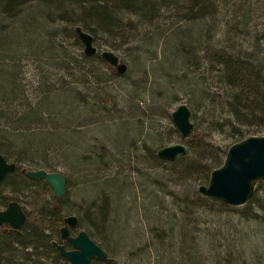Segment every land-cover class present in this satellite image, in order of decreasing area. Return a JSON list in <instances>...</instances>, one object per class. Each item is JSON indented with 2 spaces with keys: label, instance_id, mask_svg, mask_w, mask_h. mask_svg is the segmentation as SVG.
<instances>
[{
  "label": "trees",
  "instance_id": "1",
  "mask_svg": "<svg viewBox=\"0 0 264 264\" xmlns=\"http://www.w3.org/2000/svg\"><path fill=\"white\" fill-rule=\"evenodd\" d=\"M252 6L259 22H253L252 28L248 30ZM212 8L216 10L213 11ZM32 11H36L42 23L50 27L48 31L41 33L44 46L26 38V35L35 36L32 28L34 19L30 17ZM219 13L230 16L232 24L228 26L225 23L227 28L214 30L210 21ZM159 19L167 22H159ZM155 21L157 24L154 28ZM138 25L141 28L137 30ZM36 26L37 29L42 28L39 23ZM17 27L20 32L15 29ZM75 27L88 33L92 37V45L96 44L98 49L123 51V48L131 55L130 60L126 57L131 62L130 65L127 63L129 69L122 74L116 73L113 67L101 59L100 51L97 50L92 55H85L80 51L82 45L74 33ZM144 28L149 30L138 35V31ZM192 29L196 30V35L191 34ZM167 30L170 37L168 41H164L163 34ZM156 40L164 41L165 51L175 61L164 69L155 71L156 74L151 68L136 69L138 52L142 50L146 54L147 48L154 46ZM20 49H25V52ZM49 49L56 50V55L50 54ZM115 55L125 63V59ZM29 66L33 68V74H28ZM54 68L62 69L63 75L69 77H73L71 71L75 70L80 79L72 80L73 85H65L67 81L63 79V75L54 76L59 87L55 86L47 81ZM42 71L44 72L41 74ZM22 72H25L24 77ZM81 72H86L89 80L84 79ZM128 76H137V79H131L136 83L127 82ZM190 79L192 81L188 82ZM109 81L111 82L106 83ZM120 81L126 82L130 89L127 91L130 96L126 94L122 101L125 107L134 109V105H137L134 102H139V99L133 101L134 95L139 91H147L151 101L165 100L163 103L166 102V105L183 100L195 120L189 134L181 137L171 125L165 105L162 108L156 107L158 113L166 116L170 123L165 136L173 134L185 145V152L173 160L160 159L155 154L156 148L164 141L161 132L152 134L147 144L140 139H136L138 146L135 145V139L125 144V150L131 153L137 150L143 152L141 157L138 154L141 160L128 161L143 163L148 160L151 163L149 166L160 165L162 170L169 168L166 166L168 163L179 178H188L196 185L191 189L190 195L170 192L172 207H169L172 210H164L161 215L165 225L150 222L145 227L147 242L133 249L130 257L137 258V255L140 257L147 252L154 256V262L148 259L147 264H203L198 258L201 256L196 252L195 239L189 230L183 235H180L181 231L178 232L180 238L177 248L171 244L176 215L184 223H192V228L196 230H199L197 223L211 221L205 214L213 215V211L226 214L232 212L241 221L246 223L253 220L257 226L264 228V197L253 199L249 196L244 204L229 206L202 195L196 189L198 184L206 183L209 171L222 162L228 145L212 142V131L225 133L232 141L248 134L264 132V0H0V153L7 161L14 163V169L0 183V206H5L10 200L19 201L15 194L18 187L14 184L19 185L20 189H31L32 186L48 189L49 186L43 179H30L21 169H35L31 165L39 164L46 166L48 171L54 170V166L46 162L51 158L62 160L70 169L90 164L91 169L96 171L107 168V160L110 165H118L120 160L107 154L103 144L104 141H110V146L121 155V146L116 147L117 133L113 132L112 137H108L109 133L100 120L102 117L96 118L92 114L100 115L112 107L115 111L118 109L116 96L104 89L109 85L119 84ZM93 82L95 84L91 85ZM34 83L36 86L32 87ZM160 83L163 91L168 93L167 96L161 90L156 91ZM61 85L67 86L65 91L70 100L81 106V109L73 112L67 108L66 119L69 124L64 130H60V123L57 122V119H65L58 104L59 98L66 96ZM118 88L114 89L119 90ZM53 95L55 100L51 99ZM147 111L151 115L152 112L156 113L149 106H145V109L141 107V111L136 113L145 124L148 116L143 112ZM120 119L117 124L122 126L125 119ZM141 124L140 120L137 127H141ZM199 124L202 130L198 129ZM102 132L106 134L101 136L104 141L99 136L98 140L91 139V134ZM136 171L142 172L141 169ZM114 178L100 181L90 173L84 179L87 182L92 180L95 188L97 185L104 188L115 184L117 181ZM155 185L157 186L156 183ZM256 186L264 189V180L257 182ZM3 188L12 193H3ZM94 194L86 201L75 203L76 227H82L107 250L104 244L111 247L114 243L107 235L109 197L98 188ZM65 198V192L59 198H54L50 192L48 202L38 203L34 219L25 218L18 228L0 226V264H69L50 242L53 238L58 239L57 225L63 216L62 202ZM152 200L154 201L153 198ZM254 205L257 210L253 209ZM194 212L198 215L193 216ZM200 214H204L203 218L199 217ZM41 221L45 224L40 225ZM232 221L234 220L229 224ZM222 225L227 229L231 228L226 223ZM207 231L209 230L205 228L198 231L202 234L198 235L203 243L215 237V230ZM238 233L241 240L247 236L245 233ZM184 235H188L187 240H194L187 246V251L182 249L185 245ZM164 240L169 241L167 246H163ZM216 242L214 238L213 246ZM213 246L208 242L205 248L210 251ZM226 246L227 244L225 248ZM208 255L204 254L205 257ZM208 259L211 264H248L245 259L231 256L227 249L219 254L213 252ZM261 261L257 257L253 264ZM91 262L112 264L111 260L106 262L93 259Z\"/></svg>",
  "mask_w": 264,
  "mask_h": 264
},
{
  "label": "rangeland",
  "instance_id": "2",
  "mask_svg": "<svg viewBox=\"0 0 264 264\" xmlns=\"http://www.w3.org/2000/svg\"><path fill=\"white\" fill-rule=\"evenodd\" d=\"M251 8H252V14L250 17L251 21H249V25L247 24L248 30L252 26L253 22L255 21L259 22L256 17L257 14L254 12V6H252ZM212 10L214 11L216 10V8H212ZM30 17L34 19L33 23L35 24L32 26V28L35 33V36L26 35L27 36L26 38H29V40L37 41V43H41V46L42 45L44 46L45 45L43 42L44 37L41 36V33L43 34L44 32L48 31L50 27L47 24L44 25L42 23L40 16L36 11L30 12ZM164 19H159L160 20L159 22H162V21L167 22L165 21L166 19L165 20ZM210 22L214 30L215 29L222 30L224 27L227 28V25L231 26L232 24L230 16L226 17L223 15H220V13L215 14L212 18V21ZM38 23L42 27L41 29H37L36 25ZM205 23H208V21H205ZM225 23L227 24L226 26H225ZM156 24H157V21H155L153 25L154 28L156 27ZM15 26L16 25H14V27ZM138 28L140 29L141 26L138 25L137 30ZM15 29L17 30L18 27ZM145 30L146 28H144V30L138 31V35L143 34ZM148 30L149 29H147L146 31ZM256 30H259V29H256ZM18 31L19 30H17V32ZM190 32L192 35H196L195 29H192ZM201 32L203 33L202 30ZM169 37H170V33H169V30H167L163 34L164 41L165 39L168 41ZM158 41L156 40V42H154L155 43L154 46H149L147 48L146 54L142 50L138 52V60L136 62L137 63L136 69L141 70V68L143 69L151 68L152 72L156 74L157 72L155 71L160 70V69L162 70L164 69V67H166L167 65H171L175 61L174 58L169 55V52L165 51L166 46H164V41L163 40H160V42ZM93 47L97 51L103 50L102 48L98 49L96 44L94 45V43H93ZM82 49L83 47L80 48V51H82ZM106 50H109L117 54L119 57H121L122 60L125 59V63L120 61V59H119V62L124 63L126 65L125 71L129 69V67H127V63L131 64V62L129 61L131 55L128 52H125L123 48H122L123 51L121 50L114 51L108 48ZM20 51L25 52V49H20ZM49 53L56 55V50L49 49ZM56 57L57 56H55V58ZM126 57L129 60H127ZM28 70H29L28 74L32 73L31 71L33 70V68L29 66ZM61 70L62 69H58V68L52 69V74L50 73L48 75L47 81L59 87V85L57 84V81L54 80V76L56 77L59 75L60 76L63 75ZM43 72L44 71L40 73L42 74ZM71 73L73 77L63 75V79L67 81L65 85H68V83L69 85L70 84L73 85L71 83L72 80L79 81L80 79V77L78 76L79 74H77L75 70H72ZM80 74H82L84 79L89 80L86 72H81ZM105 74L107 75V73ZM22 75L24 77L25 72H22ZM102 77L105 78L104 76ZM135 77L133 76V78ZM133 78H130L128 76L127 82L136 83L135 81L131 80ZM191 81L192 80L190 79L188 82H191ZM110 82L111 81L106 82V83H110ZM92 84L94 85L95 83L93 82L91 83V85ZM32 85H33L32 87L36 86L35 83ZM161 85L162 84L160 83V86L156 88L157 89L156 91H159V90L163 91L162 89L163 85L162 86ZM117 86L119 87L118 88L119 90L114 89ZM66 87L63 85L60 86V88H64L63 94H66V96L60 97L58 101L59 107H61L63 110V111L61 110L60 113L61 114L63 113V117L65 118V119H57V122L60 123V127H61L60 130H64V127H66V125L69 124V121L66 119L67 108H69L70 112L81 109L80 105L70 100V98L68 97L69 94L65 91L67 90ZM92 87L95 88V86H92ZM128 89L129 87L126 86V82L124 81L123 82L120 81L119 84L109 85L108 88L106 87L104 89L106 92L112 93L114 97L116 96L118 109L115 111L114 108L112 107L110 110H105L101 112L100 115L92 114V116L96 118L102 117L100 118V120H102V123L105 125V130H107V133H109L108 137H112L111 133L113 132L117 133V137H118L117 143L118 144L116 147L121 146V149L123 152L121 155L115 149H113L112 146H110L111 145L110 141H107L106 139L107 144L104 143L105 141L101 136L102 135L104 136L106 134H104L103 132L97 135H93L90 133L91 134L90 137L91 139H96V140H98V138L100 137L102 141H104L103 144L105 145L107 154L109 155L111 154L115 158H118V160H120L118 161L119 162L118 165H112V164L110 165L108 164L109 160H107V164H106L107 168L94 171L91 169L92 166H90V164H87V166H83V168H79L78 167L79 165H78L76 169L75 168L70 169L68 166L64 164L62 160H55L54 159L55 157L51 158V160H47L46 162L54 166L53 168L54 170L61 171L66 176V185H65L66 198L62 202V205H63L62 207L64 209L63 216L67 214L77 215V213L75 212L76 210L75 203H80L82 200H85V201L88 200L89 198L95 195L94 194L95 189L97 188L102 189V191L106 193V195L109 197L108 198L109 211L107 212V225H108L109 234L107 235L114 241V243L112 242L113 244L111 247L110 246L108 247L104 244V247H106L107 249L105 250L107 253V256L110 258L112 264H147L148 261L146 260L148 259L154 262L153 260L154 256L150 254L148 255L147 252L145 253V255H141L140 257L139 255H137V258L130 257L131 256L130 254L133 253V249L147 242V240L145 239V236H146L145 227L148 226L150 222H154L155 225H157L158 223L165 225L164 223H162V220L164 219L163 217H161V215L164 213V210L166 211L172 210L169 207V206L172 207L170 203V201L172 200L170 192H173L176 195H182V196L190 195L191 189L195 187L196 185H194V183H192V181L188 178L187 179L179 178L177 174L171 169L168 163H166V166L169 168H165V170H162L160 165H157L156 167L149 166V164L151 165V163L148 160L147 162H143V163H141V161L139 162L138 161H128V160H141L138 154H140V157H141V154H143V152L139 150H137L136 152L134 151V153H131L125 150L126 142H128L129 140L131 141L132 139H135V145L137 146H138V142H136V139L143 140L147 144L149 143V140L152 134L156 132H159V133L161 132V134H163L164 136L163 138L164 141L162 145L177 142V141L183 143L180 139H178V137H175V135L173 134H169L165 136V130L168 128L171 121L170 123H168V120H167L168 118L158 113L159 111L156 108V107L162 108L165 105L166 111L170 112V110H172V108L178 102L180 101L183 102V100H178L177 102H170L169 104L166 105V102L163 103L165 100L153 99V101H151V99H149V95H147V91H144L143 93L139 91L137 94L134 95V99H133V101L135 99H139L138 100L139 102H134V104L137 103V105L136 104L134 105V109H129L128 107H125L122 104V101L125 99L126 94L127 95L130 94L127 92ZM81 91L83 90L81 89ZM163 95L167 96L168 93L166 91H163ZM53 96L54 97L53 98L51 97V99L55 100L54 98L56 97L55 95ZM106 99H109V98L107 97ZM106 99H105V102L108 103ZM139 105L143 107L144 109H145V106H149L151 108H154L156 111V113L152 112V115L149 114L148 111L143 112L145 115L148 116L146 119L147 125L142 120V118L136 114V113H139L138 111H141V107H137ZM126 113L130 114V116H127ZM120 118L125 119V123L122 126H119L117 124V120H121ZM191 119L194 125L195 120L192 118V113H191ZM140 120L143 124H141V127L138 128L137 124ZM113 122H115L116 124ZM198 129L202 130V126L200 124H199ZM83 132L85 133V131ZM86 133L89 134L87 129H86ZM258 133H264V132H258ZM120 138H123V139L125 138V140L120 139ZM205 139H208V136H205ZM210 140L214 143L226 144V145L227 144L229 145L232 141L231 138L225 136V133L217 132V131L211 132ZM122 141L123 143L121 144ZM126 152L128 153L125 156ZM71 159H73V157H71ZM31 168H43L45 170H48L46 166H41L39 164L31 165ZM137 169H141L142 172L140 173L137 172L136 171ZM90 173H93L97 177V179H99L100 181L101 180L103 181L104 178H109V177L114 178L115 177L114 179H116L117 182L113 185L105 186L104 188L102 187V185H97L98 187L95 188L93 183H91L92 180L91 182L85 181V179L88 178V175L90 176ZM173 181L175 183H172ZM155 183L157 184V186L155 185ZM256 184L257 182L255 183L250 196H252L253 199H260L264 197V189L262 187L256 186ZM14 186L18 187V190L15 192V194H17L19 198L18 203L20 204L24 212L27 213L25 215V218L34 219L36 217L35 211H36V207L38 206V203L48 202L51 190L49 188L48 189L41 188V187L35 188L33 186L31 187V189H28V188L20 189L19 185L14 184ZM2 192L3 193L5 192L7 194L12 193L7 188L6 189L3 188ZM152 198L154 199V201L152 200ZM255 206L256 205L253 206V209L257 210ZM2 207L4 206H0V208ZM196 214L197 213L194 212L193 216H196ZM212 214L213 215L211 214L207 215V213L205 214V216H207L206 218L211 220L210 222H206V223L200 222V223H197L196 226L199 228V230H203V228L209 231L211 229L215 230L214 238L217 242L214 246H213L214 238L213 240L208 239L206 240L205 243H203V240H201L199 236V235H202L200 232H198L199 230L192 228V223L190 222L184 223V221L181 220L176 215V221L174 220L173 228H172L173 234L170 240L171 244H174V248H177V245H179V243L177 242H178V239L180 238V235L186 234V232L189 230V233L191 232V235L194 236L193 237V239H195L194 247L196 249V252H198V255L201 256V258L199 256L198 258L203 264H211L210 259H208L209 255L213 254V252H217L219 254V252H223L224 249H227L230 252V255L233 256L234 258L240 257L242 259H245V261L248 264H253L254 259H257V257H260V259H262L261 263L259 264H264V228L262 226H257V224H255V221L253 220L247 221L245 223L244 221H241L238 218V216L236 214H233L232 212H229L226 214L225 212L219 213L218 211L216 212L213 211ZM203 216L204 214L199 215V217H202V218ZM227 219H230V220H227ZM223 220L224 222H221ZM231 220H234V221L236 220V221L235 222L232 221V223L229 224ZM222 223H226V226L231 225V228L227 229V227L225 226L223 227ZM41 224H45V222L41 221L40 225ZM58 226H61V224H58ZM190 228H192V230ZM209 231H207V233ZM178 232L180 233V235H178ZM238 232L245 233L247 234L248 237L246 236L245 238H242L241 240L240 233ZM186 236L188 235H184L183 237V242L185 245L184 247H182V249L185 251L188 250L187 246L194 242L192 238L191 240L190 239L187 240ZM163 242H164L163 246L165 245L167 246V244H169V241L164 240ZM208 242L209 243L211 242L213 246L210 251H208V249L205 248V245ZM225 244H227L226 246L227 248H225ZM201 250H203V252H201ZM204 254L206 255L209 254V255L205 257ZM93 263L94 262H91L90 264H93Z\"/></svg>",
  "mask_w": 264,
  "mask_h": 264
},
{
  "label": "water",
  "instance_id": "3",
  "mask_svg": "<svg viewBox=\"0 0 264 264\" xmlns=\"http://www.w3.org/2000/svg\"><path fill=\"white\" fill-rule=\"evenodd\" d=\"M74 33L80 41L85 55L95 53L92 37L74 28ZM101 59L114 68L118 74L124 73L126 66L119 62L118 57L109 50L99 53ZM169 118L179 136L186 137L193 129L191 110L185 102H178L169 112ZM185 152V145L173 142L162 145L155 150L158 158L173 160ZM14 169V163L7 161L0 153V183L5 175ZM30 179H43L49 186L52 196L59 198L65 192L66 176L58 170L43 168L21 169ZM264 180V133H254L243 136L231 142L227 147L222 162L209 171L208 179L204 184H198L196 189L202 195L212 198L229 206L244 204L249 198L256 182ZM25 220V212L15 200H10L0 208V224L17 228ZM76 216L67 214L62 218L59 228L60 237L69 243L65 248L61 243L53 242L58 253L65 257L69 264H89L91 259L109 262L106 251L94 241L84 229L79 228L69 233L68 228L76 226Z\"/></svg>",
  "mask_w": 264,
  "mask_h": 264
},
{
  "label": "flooded vegetation",
  "instance_id": "4",
  "mask_svg": "<svg viewBox=\"0 0 264 264\" xmlns=\"http://www.w3.org/2000/svg\"><path fill=\"white\" fill-rule=\"evenodd\" d=\"M38 180H39V179H38ZM51 194H52V193H51ZM25 215H26V214H25ZM62 218H63V216H62ZM62 218H61V220H60V222H59V224H61V226H62V224H63V223H62ZM1 225L9 226V225H7L6 223H1L0 226H1ZM61 226H58V225H57L58 239L56 240V239L53 238L52 240H50V242H51V244L53 245L54 248H55V246H54L53 242H55V243H59V244L61 243L65 248L70 247V246H69V243H68L67 241H65L63 238L60 237L59 228H60ZM9 227H11V226H9ZM11 228H13V227H11ZM17 228H18V227H17ZM75 229L77 230V229H79V228H77L76 226H75L74 228H68L69 233H73ZM76 230H75V231H76ZM65 243H67V244H65ZM55 249H56V248H55ZM56 250H57V249H56ZM57 252H58V251H57ZM61 256H62V255H61ZM92 260H93V259H91V261H92ZM91 261H90V262H91ZM89 264H90V263H89Z\"/></svg>",
  "mask_w": 264,
  "mask_h": 264
}]
</instances>
